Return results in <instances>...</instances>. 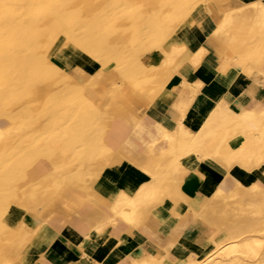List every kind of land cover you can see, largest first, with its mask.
<instances>
[{
    "label": "bare ground",
    "instance_id": "1",
    "mask_svg": "<svg viewBox=\"0 0 264 264\" xmlns=\"http://www.w3.org/2000/svg\"><path fill=\"white\" fill-rule=\"evenodd\" d=\"M198 7H208L222 22L238 3L0 0V264L21 248L30 254L38 238L27 227L28 219L21 220L17 231L13 229L7 212L18 197L10 178L42 156L54 161L53 181L69 170L75 183H92L110 157L96 140L106 124L108 102L151 103L164 93L181 53L169 45V39ZM258 14L256 24L236 28L227 41L229 51L244 63L263 59L264 14ZM75 27L78 37L72 35ZM222 33L220 25L216 34ZM66 34L69 38L63 39ZM147 54L153 58H146ZM89 64L98 70L89 73ZM109 71L116 74V81L105 75ZM10 81L16 89L2 103V85ZM81 91L86 92L84 98ZM19 114L27 122L19 120ZM185 129L181 123L173 143L182 156L198 152L219 164L243 153L258 164L264 154V111L234 114L217 107L194 136ZM234 140L241 144L238 152L232 151ZM254 192L239 215L224 227H212L191 249L177 250L179 256L150 255L126 264H264V192Z\"/></svg>",
    "mask_w": 264,
    "mask_h": 264
},
{
    "label": "crops",
    "instance_id": "2",
    "mask_svg": "<svg viewBox=\"0 0 264 264\" xmlns=\"http://www.w3.org/2000/svg\"><path fill=\"white\" fill-rule=\"evenodd\" d=\"M236 1L224 21L207 7L170 37L181 53L171 83L154 101L108 102L96 140L110 157L92 183H75L69 170L53 181L54 161L42 156L10 178L18 197L7 212L13 229L24 218L38 235L30 254L27 248L9 254L14 264H126L179 256L177 250L191 249L212 227L239 215L254 191H264V154L258 164L243 153L217 164L198 152L182 156L173 146L181 123L194 136L217 107L234 114L264 111V55L260 63H244L227 46L236 28L256 24L264 0ZM86 71L97 70L89 64ZM105 75L117 79L113 71ZM231 147L238 152L241 144L234 140Z\"/></svg>",
    "mask_w": 264,
    "mask_h": 264
},
{
    "label": "rangeland",
    "instance_id": "3",
    "mask_svg": "<svg viewBox=\"0 0 264 264\" xmlns=\"http://www.w3.org/2000/svg\"><path fill=\"white\" fill-rule=\"evenodd\" d=\"M206 7H198L194 12H196V11H198V10H202V9H205ZM194 12H192L191 14H193ZM190 14V15H191ZM189 15V16H190ZM188 18V17H187ZM186 18V19H187ZM78 32H79V29H77V27H75L74 29H72V35H74V36H79L78 35ZM63 39H67V38H69V34H66L65 35V37H62ZM59 54H61V53H59ZM77 54V53H76ZM77 55H79V54H77ZM75 56V55H74ZM80 56V55H79ZM73 57V56H72ZM76 57V56H75ZM127 58H129V57H127ZM146 58H153V57H151V55L149 54H147L146 55ZM93 65V64H92ZM95 68H96V70H98V66L97 65H93ZM110 72V71H109ZM12 82L13 81H10V83L9 84H4V85H2V88H1V90H2V98H1V101H2V103H6V102H8V100L10 99V96H11V94L13 93V91H14V89H16L15 87H14V83L12 84ZM74 93V92H73ZM80 94L83 96V98L86 96V92L85 91H81L80 92ZM67 97L69 98V96L67 95ZM63 102V101H62ZM67 105H69V102H68V99H67ZM53 104V103H52ZM63 104V103H62ZM264 192V191H263ZM5 264V263H4ZM6 264H14V261H6Z\"/></svg>",
    "mask_w": 264,
    "mask_h": 264
}]
</instances>
